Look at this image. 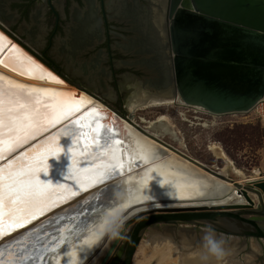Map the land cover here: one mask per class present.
<instances>
[{
	"label": "water",
	"instance_id": "1",
	"mask_svg": "<svg viewBox=\"0 0 264 264\" xmlns=\"http://www.w3.org/2000/svg\"><path fill=\"white\" fill-rule=\"evenodd\" d=\"M149 4L147 0L146 7ZM161 14L165 16L168 82L163 85L158 83L157 86L170 88L166 97L178 95L184 102L199 105L212 114L246 112L264 97V0H164ZM0 29L4 31L1 26ZM6 37L12 40L6 46L14 42L20 44L38 63L60 76L62 82L74 86L71 96L73 100L83 102L84 112L101 110L98 115L103 118L102 122L112 129L116 139L122 141L124 168L122 175L81 192L23 228L0 237V259L7 260L11 251L19 258V264H41L40 259L34 258L38 256H43L44 264H108L113 252L126 237L124 248L113 264H132L146 230L158 225L166 226L162 229L165 231L177 225L176 238L180 233H191L197 244H201L204 233H193L189 226L201 229L211 224L220 233L264 240V218L249 215L264 214V177L238 182L177 149L173 151L189 162L190 167L200 170L193 171L182 163L162 166L161 161L167 157L162 159L165 155L159 148L144 137L135 140L130 128L124 124V120H129L125 108L119 112L88 86L64 78L60 71L45 64L19 41L9 34ZM133 54L137 58L132 62L142 73L136 79L138 83L133 88L134 94L137 89H145L141 84L155 77L156 73L139 66L137 62L142 56L134 51ZM2 74L0 71V76ZM9 80L33 86L13 77ZM96 88L93 86V90ZM82 91L93 98L85 102L87 100L83 99ZM94 99L96 103H93ZM52 131L54 129H50L49 133ZM76 131V126L72 125L69 135L59 137L58 144L63 150L48 158V171L46 174L40 172V179L53 184L65 182L70 166L68 149ZM47 134L42 133L0 162L20 155ZM140 140L151 149L141 144ZM160 143L171 147L165 142ZM213 177L232 182L236 187L234 193L239 198L226 202L230 196L221 195L216 184L210 185L207 190L205 187L210 183L209 178ZM100 204L110 206L104 208L99 221L89 219L88 227L92 231L74 239L66 253L41 251L59 234V228L85 219L80 213L94 217L96 214L91 209L93 205L99 207ZM113 212L119 223L117 237L105 231L107 226L101 227L105 218L112 219L110 214ZM100 232L103 235L97 238ZM86 237L92 241L91 247L84 243ZM230 243L227 240L225 246ZM187 250L183 254L190 259H199L202 253V247Z\"/></svg>",
	"mask_w": 264,
	"mask_h": 264
},
{
	"label": "snow or ice",
	"instance_id": "2",
	"mask_svg": "<svg viewBox=\"0 0 264 264\" xmlns=\"http://www.w3.org/2000/svg\"><path fill=\"white\" fill-rule=\"evenodd\" d=\"M3 40L0 34V64L21 75L45 78L40 65L15 44L6 46ZM47 75L51 77V73ZM83 107L82 101L73 100L67 93L11 80L5 83L0 76V161L42 133H48L25 152L0 162V237L23 228L81 192L123 174L122 141L102 122L103 118L98 115L101 110L84 112ZM72 125L77 131L68 149L70 166L65 182L53 184L40 179L38 174L48 171V158L63 150L58 144L59 137L69 135ZM50 129L54 131L49 133ZM109 206L93 205L94 217L80 213L85 219L59 228V234L41 251L66 253L74 239L92 231L88 227L89 219L99 221L104 208ZM110 216L115 219L116 213ZM108 223L109 218H105L101 227ZM34 258L44 264L43 256ZM64 259L67 260V256ZM0 264H19V258L10 251L8 259H0Z\"/></svg>",
	"mask_w": 264,
	"mask_h": 264
},
{
	"label": "flooded vegetation",
	"instance_id": "3",
	"mask_svg": "<svg viewBox=\"0 0 264 264\" xmlns=\"http://www.w3.org/2000/svg\"><path fill=\"white\" fill-rule=\"evenodd\" d=\"M148 1L146 7L147 0H0V26L64 78L91 91L97 86L93 92L100 91L95 94L104 100H110L103 93L108 91L123 101V82L137 85L142 76L132 62L133 51L149 54L124 45L143 34L138 18L153 14L165 28L164 0Z\"/></svg>",
	"mask_w": 264,
	"mask_h": 264
},
{
	"label": "rangeland",
	"instance_id": "4",
	"mask_svg": "<svg viewBox=\"0 0 264 264\" xmlns=\"http://www.w3.org/2000/svg\"><path fill=\"white\" fill-rule=\"evenodd\" d=\"M0 22L2 21L0 20ZM125 81L120 87L122 95L126 97L125 100L117 101L115 95L107 93L108 91H103V93L110 98V100H106L110 106L119 112L125 108L132 122L140 127H144L147 121H151L160 114H164L169 119L170 127L166 130L164 128L166 127L165 125L156 124L150 132H158L157 138L212 168H219L224 165L223 159L215 158L208 150V146L216 142L215 144L223 149L233 165L243 173L250 175L253 173V169H258L261 172V176H264V125L251 114L237 115L229 113L213 115L203 108L196 109L192 105L177 102L146 108L137 107L136 110L131 112L130 108L136 106L135 101H133L135 99L133 88L136 85L127 83V80ZM111 91L114 92L113 90ZM143 91L147 92V90ZM95 93L102 95L100 91H95ZM142 118L144 122H141ZM228 174L229 178L236 181L240 180L232 168ZM249 215L264 218V214ZM189 227L193 233L197 234L204 233L205 230V228ZM163 228H166V226L158 225L146 230L133 256L132 264H152L155 257L160 258L161 264H169V254L172 253L170 249L174 250L173 253L176 254L179 264L186 263L187 259L182 255V251L180 252L178 249L181 235L176 238L175 234L179 226H170L171 230L169 231L162 230ZM215 233L220 237L222 236L226 241L231 242L229 246H225L227 250L225 256L228 264H264V242L262 240L231 236L217 232L216 230ZM184 234L189 239L195 238L191 233ZM156 235L172 238L173 241L171 240L170 243L173 244L160 248L146 244L145 241H150ZM186 237L184 238L187 239ZM125 242L126 237L119 243L111 255L108 264H113L116 261L124 248Z\"/></svg>",
	"mask_w": 264,
	"mask_h": 264
},
{
	"label": "bare ground",
	"instance_id": "5",
	"mask_svg": "<svg viewBox=\"0 0 264 264\" xmlns=\"http://www.w3.org/2000/svg\"><path fill=\"white\" fill-rule=\"evenodd\" d=\"M157 10H158V8H156V11ZM138 19L141 20V21L139 20V22H140L139 26H140V29L142 30L143 34L139 37V39H134V41L133 40L127 41V42H125L126 44H124V45H126V46L129 45L130 47L132 46V48L137 46L141 50L147 51V54L149 53L148 56L142 57L141 58L142 60H139V62H141L145 67L154 71L156 73V76L152 77V78L150 77V79H147L146 81L143 82V84H141V86H144V88H145L143 90H147V92H145L141 89L135 93V99L133 101H135L134 103L136 106L130 108V111L133 112L134 110L137 109V107L138 108L139 107L146 108V107H150V106H158V105H163V104H173L176 102L180 103V104L184 103L186 105H191V104L184 102L178 95L174 96V97H166L170 93V88L167 86L166 87H158L157 86L158 83L163 85V84L168 82L167 68H168L169 60H168V56H167V43H166V39L164 37V33H165L164 29L166 27L164 29H163V27L161 28L162 24H160L158 18H153V14H152V18H141L140 17ZM133 20H136V18L134 17ZM137 23H138V21H137ZM136 26L138 27V25H136ZM0 34H2L4 37L3 43L5 45H7V44L9 45L12 42V40H10L8 37H6L7 34L4 31H2L1 29H0ZM14 44L19 49H21V51L23 53H25L27 56L31 57V59L33 61H35L36 64L40 65V67L44 70L45 78L39 79V78H32L28 75H21L18 71H13L10 67H7L3 64H0V71L3 74H5V75L2 74V77H4V79H5V83L9 80V77H13V78L20 80L22 82L32 84L33 85L32 87H35V88L49 89V88H42L39 86L58 88L60 90H55V89H51V90L67 93L72 98L70 91L75 89L74 86H71L66 82H62L60 80V79H62L60 76H57L55 74V72H53L46 65H44V64L41 65L40 63H38V61H36L37 59L33 58V56L27 50H25V48L20 46V44H17L16 42H14ZM48 73H51V77H49L47 75ZM65 90H69V91L66 92ZM82 94H83V99L87 100L85 102H88L89 99L93 98L88 93H86L84 91H82ZM96 102H97V100L94 99L93 103H96ZM192 106L196 109L203 108L199 105H192ZM226 114H229V113H226ZM230 114H237L238 115V114H242V113L237 112V113H230ZM213 115H220V114H213ZM128 119H129V117H128ZM141 122H144L143 118L141 119ZM146 123L147 124L144 125V127H140L139 125L132 122L130 119L124 120V124L126 126H128L131 130L130 132L134 134L135 140L141 139L142 137H144V139L146 138V139L150 140L165 155V157H163L162 159L167 157L166 160L161 161L162 166L172 165V164H176V163H182L186 168L191 169L193 171H199L200 170L198 167H195V166H194V168L190 167L189 162H187L185 159H183L178 153L173 151L174 149H177V148L169 145L166 142L165 143L171 147L162 146V144L160 142H164V141L157 138V136L159 135L158 132L157 133H155L154 131L150 132V130H152L156 124L165 125L166 127H164V128L166 130L170 127L169 119L166 115L160 114L158 117L154 118L151 121H147ZM144 129H146L148 131L146 132ZM143 134L144 135L146 134L145 135L146 137ZM139 142L141 144H145L149 150L151 149V147L148 144L144 143L143 140H140ZM215 143L214 142L211 143L208 146V150L211 152V154L215 158L223 159L224 165H222V167L213 168L215 170H219V173L221 175H223L224 177H228L229 176L228 172L232 168L234 173L240 178V180L238 182H244L245 180L254 181L256 179H260V178L264 177V176H261V172L258 169H253V171H252L253 173L250 175H246L245 173H243L240 169H238L237 167H235L233 165L231 160L224 153L223 149ZM177 150H179V149H177ZM213 178H209L210 183L207 185V187H205L207 190L209 189L210 185L216 184V185H218V190H219V193L221 195L226 194V195L230 196V198L226 199V202L231 203V201L239 198L234 193V189L236 187H234V184L232 182H229L225 179H221L218 177H213ZM180 235H181V237H180V244L178 246V249L180 250V252L182 251L183 256H184L183 253L187 249H190V248L195 249V248L201 247V244L194 243L195 240L192 238H190V239L187 238L184 233H180ZM162 236L156 235L153 239L151 238L150 241L149 240L148 241L144 240V241L148 245L157 246L159 248L165 247L166 245L173 244V243H170L172 238L170 239L169 237H162ZM184 237H186L187 239H185ZM263 242H264V240H263ZM173 247H174V245H173ZM170 251H172V253L169 254L170 255L169 264H179L177 261V258H176V254L173 253L174 250L170 249ZM158 254H160V253H158ZM182 255H180V256H182ZM185 258L187 259L185 264H228L226 261V259H227L226 256L222 260H219V261H217V260L215 261V260L210 258L207 262L202 261L200 258L198 259V257H196V259H194V258L190 259L187 257H185ZM152 264H161L160 258L155 257Z\"/></svg>",
	"mask_w": 264,
	"mask_h": 264
},
{
	"label": "clouds",
	"instance_id": "6",
	"mask_svg": "<svg viewBox=\"0 0 264 264\" xmlns=\"http://www.w3.org/2000/svg\"><path fill=\"white\" fill-rule=\"evenodd\" d=\"M105 231L110 232L113 237L119 236V223L115 219H109ZM101 235H103L102 232L97 233V238ZM84 243L91 244L92 241L86 237ZM225 244L226 240L223 237H218L212 225L208 224L205 227L201 242V260L204 262H207L210 258H215L217 261L222 260L227 254Z\"/></svg>",
	"mask_w": 264,
	"mask_h": 264
},
{
	"label": "built area",
	"instance_id": "7",
	"mask_svg": "<svg viewBox=\"0 0 264 264\" xmlns=\"http://www.w3.org/2000/svg\"><path fill=\"white\" fill-rule=\"evenodd\" d=\"M241 113L242 115L251 114L264 125V97L260 98L249 111Z\"/></svg>",
	"mask_w": 264,
	"mask_h": 264
}]
</instances>
